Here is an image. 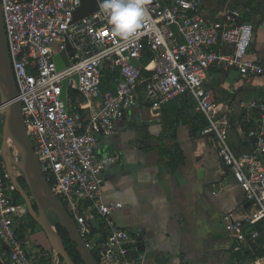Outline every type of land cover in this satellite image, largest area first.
<instances>
[{
  "label": "built area",
  "instance_id": "2783aa9c",
  "mask_svg": "<svg viewBox=\"0 0 264 264\" xmlns=\"http://www.w3.org/2000/svg\"><path fill=\"white\" fill-rule=\"evenodd\" d=\"M214 1L219 0H144L142 27L121 40L112 35L101 7L73 23L82 0H1L27 135L44 177L100 264H144L139 233L123 230L113 220L122 203L102 199L112 158L100 155L101 140L111 138L140 103L158 117L164 106L185 98L206 118L200 135L216 144L245 196L243 215L233 211L222 218L233 254L250 257L236 264H262L264 256L256 254L264 250V90L240 102L248 143L233 148L230 117L221 112L206 82L214 66L264 78V60L250 57L253 25L235 24L228 13L221 20L203 14L205 4ZM223 46L230 51L221 52ZM63 52L69 65L60 70L56 57ZM107 71L114 74V88L104 92ZM5 111L0 104V136ZM1 144L0 247L10 264H43V256L18 235L28 209L18 203L19 189L7 171ZM14 175H22L16 166ZM97 229L104 235L100 240L94 236Z\"/></svg>",
  "mask_w": 264,
  "mask_h": 264
},
{
  "label": "crops",
  "instance_id": "0c3cea01",
  "mask_svg": "<svg viewBox=\"0 0 264 264\" xmlns=\"http://www.w3.org/2000/svg\"><path fill=\"white\" fill-rule=\"evenodd\" d=\"M202 12L212 20L224 19L228 13L235 24L253 25L250 57L264 60V0L207 2ZM219 49L230 51L227 46ZM206 84L215 91L221 112L230 117L233 148L246 147L245 119L237 102L261 95L264 78L244 77L236 69L225 71L214 66ZM141 105L125 117L111 138L102 139L99 147L101 156L112 158L104 174L102 199L123 205L113 214L115 224L139 233L144 264H236L250 260L233 254L222 221L228 212L243 215L247 205L216 144L194 133L190 119L170 132L161 123L162 111L154 117L149 106ZM180 106H172L174 114ZM175 144L181 147L183 162L173 171L168 167L171 154L163 153ZM102 235L101 229L95 231L96 240ZM42 242L47 257V240ZM4 252L6 249L0 247L1 259L10 264ZM55 260L56 256L53 264Z\"/></svg>",
  "mask_w": 264,
  "mask_h": 264
},
{
  "label": "water",
  "instance_id": "95a60500",
  "mask_svg": "<svg viewBox=\"0 0 264 264\" xmlns=\"http://www.w3.org/2000/svg\"><path fill=\"white\" fill-rule=\"evenodd\" d=\"M99 9V2L82 0L80 8L74 14L73 23L88 18ZM68 51L71 49L68 48ZM56 62L60 70L68 67L69 62L66 53L59 54L56 57ZM66 86L67 82L65 83L63 98H65ZM18 96L19 92L14 78L0 0V104L6 106L1 150L7 171L11 174L13 183L20 190L32 219L46 235L52 251L60 255L65 264H76L67 251L64 239L58 230L59 224L67 232L83 264H100L87 247L75 221L66 211L64 204L54 194L50 183L42 173L41 163L27 135L22 104L18 100ZM14 153L18 155L19 161L15 160ZM15 166L21 171L29 193L22 188L18 178L14 175ZM32 200L37 205L38 213L33 208ZM50 214L57 219L56 222H52ZM0 264H4L1 258Z\"/></svg>",
  "mask_w": 264,
  "mask_h": 264
},
{
  "label": "trees",
  "instance_id": "16d2710c",
  "mask_svg": "<svg viewBox=\"0 0 264 264\" xmlns=\"http://www.w3.org/2000/svg\"><path fill=\"white\" fill-rule=\"evenodd\" d=\"M148 60L145 62L147 63ZM114 74L110 71L105 72L104 74V79H103V85H102V90L105 92L107 90H112L114 88ZM178 103L181 104L180 109L177 111L176 114L173 113L172 106L173 103L168 104L162 108V119L161 123L166 127L169 128L170 132L173 131L179 124L183 123L186 120H191V123L193 124L192 126V131L194 133H200L201 130H203L207 125L208 122L205 117L200 115L199 113L196 112V103L189 98L182 99ZM141 107H148L147 104H142ZM149 109V107H148ZM135 126V124H133ZM247 128V127H246ZM164 136V135H163ZM171 154V161L168 164V167L175 171V169L183 162V153L181 150L180 145L175 144V146L172 147L170 152L163 153V156ZM22 182L25 184L24 178L21 179ZM26 186V185H25ZM22 198L21 194L18 193V198ZM23 199V198H22ZM23 203L25 204V201L23 199ZM26 205V204H25ZM28 218L31 220V224L27 223H22L18 232L19 237L23 241H27L26 237V231L28 228L31 227L32 224L38 225L31 217L30 213L28 212L27 214ZM58 230L60 234L62 235L67 251L69 252L71 258L76 264H83L79 253L76 251V248L74 244L70 241L69 236L67 232L58 224ZM92 253L96 260L100 262L99 257L97 256L96 252L92 250ZM258 256H264V250H259L257 251ZM57 256L59 260V264H65L62 257L60 255H56L52 250L47 252V257L46 253H44L42 257V263L43 264H53V259L54 257Z\"/></svg>",
  "mask_w": 264,
  "mask_h": 264
},
{
  "label": "clouds",
  "instance_id": "9594fccd",
  "mask_svg": "<svg viewBox=\"0 0 264 264\" xmlns=\"http://www.w3.org/2000/svg\"><path fill=\"white\" fill-rule=\"evenodd\" d=\"M100 7L111 26V33L127 40L142 27L146 17L144 0H101Z\"/></svg>",
  "mask_w": 264,
  "mask_h": 264
},
{
  "label": "rangeland",
  "instance_id": "374dc122",
  "mask_svg": "<svg viewBox=\"0 0 264 264\" xmlns=\"http://www.w3.org/2000/svg\"><path fill=\"white\" fill-rule=\"evenodd\" d=\"M150 67L153 68L152 63L150 64ZM177 103L178 102H174L173 105H175ZM239 104L240 103L237 102V108H239ZM0 140H2V136H0ZM18 203L24 205L23 199L19 197ZM25 213H26V210H25ZM50 217H51L52 222L57 221V219L54 216H52L51 214H50ZM23 223L31 224V221L28 218L27 214L24 217ZM25 234H26L27 241L29 242V245H30L32 251H38L40 253V255H44L46 250L42 246V243H43L42 240H45V239L47 240V252L52 250V247H51L46 235L44 234L43 230L39 227V225L32 224L31 227L28 228V230L26 231ZM55 264H59L58 258H56Z\"/></svg>",
  "mask_w": 264,
  "mask_h": 264
},
{
  "label": "flooded vegetation",
  "instance_id": "af4514ba",
  "mask_svg": "<svg viewBox=\"0 0 264 264\" xmlns=\"http://www.w3.org/2000/svg\"><path fill=\"white\" fill-rule=\"evenodd\" d=\"M23 178V176L21 175L20 177H18V181H19V183L21 184V186H22V188L23 189H25V191H27V193H29L28 192V190H27V187L25 186V184L22 182V179ZM19 193H20V190H19ZM32 204H33V208H34V210H35V212L36 213H38V208H37V205L35 204V202L32 200ZM28 209V208H27ZM28 212H29V210H28ZM31 221V220H30Z\"/></svg>",
  "mask_w": 264,
  "mask_h": 264
}]
</instances>
